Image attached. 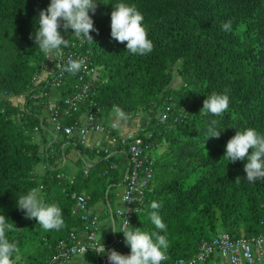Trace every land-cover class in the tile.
I'll return each mask as SVG.
<instances>
[{
    "label": "trees",
    "instance_id": "16d2710c",
    "mask_svg": "<svg viewBox=\"0 0 264 264\" xmlns=\"http://www.w3.org/2000/svg\"><path fill=\"white\" fill-rule=\"evenodd\" d=\"M50 2L0 0V214L13 223L6 233L19 248L12 256L13 264H45L59 241L82 230V222L72 212V193L84 192L90 206L105 198L116 178L109 166L117 160L101 151L92 169L67 180L58 159L67 154L65 145L78 152L82 146L71 140L66 144L64 137L48 144L34 134L43 113L41 93L49 90L50 77L37 87L31 80L39 77L46 58L53 55L43 54L30 37L39 28L40 10H46ZM93 2L97 9L89 15L98 30V34L90 33L93 42H81L61 27V35L68 39L62 51L76 42L80 51H88L92 66L100 68L93 102L103 121L113 107L123 113L122 118L149 114L146 128L137 135L152 147L153 176L127 228L149 234L159 231L149 213L153 201L162 205L159 214L167 227L160 234L166 235L170 245L162 264L193 256L198 244L218 231L232 238L241 232L246 237L264 234L260 225L264 179L247 182L243 171L247 161L231 163L223 158L228 140L237 131L253 128L264 135V0ZM118 3L133 5L144 16L143 26L154 45L151 53L132 55L126 44L111 37V12ZM229 20L231 30L222 31L221 24ZM174 73L180 79L177 88L170 86ZM69 79L64 77L57 104L71 92ZM212 93L229 97V108L220 116L201 112L203 101ZM20 94H24L22 104L9 100ZM84 106L81 112L88 109ZM166 106L167 117L159 122ZM78 115L64 124H71ZM212 120L217 121L219 138H208ZM111 136L118 141L115 131ZM161 146L165 147L157 153ZM38 166L44 169L42 175L36 173ZM38 186L45 204L62 209L65 223L59 231H45L17 207V199ZM121 238V250L130 253L123 233Z\"/></svg>",
    "mask_w": 264,
    "mask_h": 264
},
{
    "label": "built area",
    "instance_id": "2783aa9c",
    "mask_svg": "<svg viewBox=\"0 0 264 264\" xmlns=\"http://www.w3.org/2000/svg\"><path fill=\"white\" fill-rule=\"evenodd\" d=\"M80 46L74 42L73 47L63 50L61 55L53 54L47 57V71L43 72L44 65L39 77H33L31 80V84L37 87L41 82L47 83L46 79L50 77L49 90L41 93L44 97L43 113L39 117L38 125L33 128L35 136L44 137L48 144L57 137H64L66 142L71 140L74 144L85 147L89 133L111 136V132L119 128L112 119L113 116H117L115 109L118 108L113 107L112 114L108 116V126L103 123L101 111L95 108L93 95L99 82L100 68L92 66L88 51H80ZM69 59L84 61L81 70L74 75L64 71L62 67L67 66ZM66 76L70 78L68 83H71L72 89L70 94L62 98L60 104H57L59 90L61 85L66 83L64 81ZM9 100L13 104H22L24 94L10 97ZM84 105H87L88 109L81 112V109L86 108ZM168 111L169 107L166 106L159 114V122L166 119ZM77 113L79 115L74 122L64 124V121ZM125 119H131V117ZM117 139L118 146L126 157L127 168L124 188L120 195L122 207L114 211V216L118 218L116 234L113 243L104 247L106 250L114 249L122 255H130L129 252L121 250L122 233L120 231L128 227L127 221L130 223L137 210V205L143 200L145 193L150 190L153 176V159L150 155L152 147L150 144H145L137 132L117 135ZM62 148H64L63 145ZM86 173L87 171H84V174ZM38 188L41 189L42 186ZM70 197L73 202L72 212L82 222V230L70 232L64 240L59 241L54 253L45 264H70L74 257L94 253L95 246L99 244L96 240L99 217L97 213L91 211L89 196L84 193H72ZM260 225L264 226V218L260 221ZM81 248L89 249L83 253L80 251ZM98 257L97 264H109L106 254L98 255ZM181 261L183 264H217L218 262L221 264H264V234L246 237L241 232L238 238H232L224 232H217L216 235L201 241L193 256L177 259L171 264H180Z\"/></svg>",
    "mask_w": 264,
    "mask_h": 264
},
{
    "label": "clouds",
    "instance_id": "9594fccd",
    "mask_svg": "<svg viewBox=\"0 0 264 264\" xmlns=\"http://www.w3.org/2000/svg\"><path fill=\"white\" fill-rule=\"evenodd\" d=\"M97 9V3L93 0H51L46 10H40L38 19V30L30 38L34 39L35 45L45 55H61L62 48L68 46V39H65L60 32L61 27L65 32L69 30L81 39V42H93L91 32H97L94 21L89 15ZM144 16L133 5L118 3L113 6L111 12V37L119 43L126 44L127 52L132 55L144 56L153 51L154 45L148 39V33L143 26ZM232 21L221 24V30L229 32ZM84 65L82 60L69 59L64 71L76 74ZM229 108V97L227 94L212 93L203 101L201 112L210 113L213 116H220ZM117 116L123 117L119 109H115ZM184 111V110H183ZM200 112V113H201ZM216 120L211 121L208 128V138H219L221 132L215 129ZM251 149V154L249 150ZM235 163L247 161L243 171L246 173V180L255 183L264 179V135L259 134L255 129L249 128L243 132L237 131L234 137L228 140L226 152L223 157ZM239 177L236 181H239ZM41 189L32 188L27 194L17 199V207L25 213V218L35 219L45 231H59L64 227L62 209L56 204H45L40 198ZM162 205L153 201L150 205L152 211L149 213L151 223L159 231L151 234L127 227L120 231L125 238V244L130 246V255H122L114 249H105L103 243L95 246L98 255H107L109 264H162L167 257L169 241L166 235V224L163 222L159 209ZM127 224L129 222L127 221ZM13 229V223L0 214V264H13L12 256L19 252L16 243L9 242L6 233ZM115 230V228H113ZM116 231V230H115ZM89 248H81L85 253ZM183 264V261L180 262Z\"/></svg>",
    "mask_w": 264,
    "mask_h": 264
},
{
    "label": "crops",
    "instance_id": "0c3cea01",
    "mask_svg": "<svg viewBox=\"0 0 264 264\" xmlns=\"http://www.w3.org/2000/svg\"><path fill=\"white\" fill-rule=\"evenodd\" d=\"M147 113L146 115H144ZM138 119L132 117L131 119H125L119 121L118 130L115 131L117 135H123L127 132H141L147 126L149 120L148 112L137 113ZM103 120V119H102ZM109 120V119H108ZM105 123V121H103ZM109 138H112L111 141ZM66 144L69 142L65 141ZM68 152L62 158L58 159L62 167L61 173L64 172V177L67 180H72L77 174H84V171L92 169V167L97 163L98 157L96 153L104 151L107 152L109 156L112 157L113 161L109 166L113 171H115L114 180L110 182V190L106 192L105 198L100 199L93 204H90L92 212L98 214L100 221V228L102 231L96 236V240L99 243H103V246L110 245L113 243L114 236L116 234V217L114 216V211L122 207L120 202V195L122 194L124 188V176L126 172V157L123 155L121 148L118 146L117 141L113 136H107L100 133H89L86 137V146L81 147L80 152L76 151L73 146H66ZM121 151L120 155H114V151ZM92 152H95L93 155ZM160 151H157L159 153ZM156 153V154H157ZM66 159H70V163L66 165ZM44 170V169H43ZM82 193V192H81ZM84 193V192H83ZM116 203V208L112 209L111 203ZM119 207V208H118ZM115 228V230H113ZM94 253L84 254L81 256L74 257L70 264H97L98 255L93 258ZM217 264H221L218 262Z\"/></svg>",
    "mask_w": 264,
    "mask_h": 264
},
{
    "label": "rangeland",
    "instance_id": "374dc122",
    "mask_svg": "<svg viewBox=\"0 0 264 264\" xmlns=\"http://www.w3.org/2000/svg\"><path fill=\"white\" fill-rule=\"evenodd\" d=\"M47 69H48V67H47V64H45V66H44V68H43V72H46L47 71ZM180 85V79H179V77L177 76V75H175V73H174V77H173V81H172V83H171V87L172 88H177L178 86ZM147 113H145L144 115H146ZM135 118H139L137 115L136 116H134ZM133 117V118H134ZM113 121H115L116 123H119V121H123L124 119L122 118V117H119V116H113ZM106 126H108V124H109V120L107 119L106 121H105V123H104ZM111 141H113L112 140V138H109ZM165 146H161L160 147V149H158L157 151H162L163 150V148H164ZM121 154V151H117V150H115L114 151V155H120ZM70 163V159H66V165H68ZM36 173L38 174V175H42L43 173H44V170L41 168V167H37V171H36ZM64 173V172H63ZM83 193V192H82ZM85 194V193H84ZM111 206L113 207L112 209H115L116 208V203H114L113 202V204L111 203ZM119 208V207H118ZM116 217V216H115ZM116 219V225H118V218L116 217L115 218ZM100 231H102V228H100V221H99V226H98V230H97V235L99 234V232ZM218 232H221V231H218ZM93 255V258H95L96 257V255H95V253L94 254H92Z\"/></svg>",
    "mask_w": 264,
    "mask_h": 264
}]
</instances>
